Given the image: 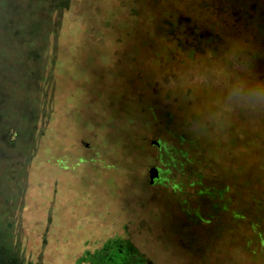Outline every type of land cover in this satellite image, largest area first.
Segmentation results:
<instances>
[{"label":"rangeland","instance_id":"1","mask_svg":"<svg viewBox=\"0 0 264 264\" xmlns=\"http://www.w3.org/2000/svg\"><path fill=\"white\" fill-rule=\"evenodd\" d=\"M67 2L62 39L72 40L75 53L65 54L81 63L62 58L54 72L43 71L54 83V122L75 119L54 129L65 134L60 142H72L73 155L102 160L39 168L41 180L27 190L34 208L20 204V214L42 217L51 210L44 196H55L51 264H75L106 240L134 243L148 257L140 264H264V178L256 177L264 168L251 173L262 150L233 144L237 134L262 138L264 167V116L217 108L222 66L233 71L246 60L264 79V0ZM200 29L209 34L198 38ZM38 92L46 103L49 96ZM0 108L11 109L8 101ZM3 115L0 175L11 162ZM202 138L209 149L196 147ZM151 165L161 169L155 185L148 183ZM11 197L0 194L7 223Z\"/></svg>","mask_w":264,"mask_h":264},{"label":"trees","instance_id":"2","mask_svg":"<svg viewBox=\"0 0 264 264\" xmlns=\"http://www.w3.org/2000/svg\"><path fill=\"white\" fill-rule=\"evenodd\" d=\"M69 7L70 2H67V0H0V107L6 101L9 102L11 107L7 112L4 111L5 109L0 108V127L5 126L3 113L7 116L6 121L9 129V131H6L8 136L7 152H9V156L11 155V162L6 169V174L0 175V181H2L0 194L2 196H12L9 198L11 200L10 223L0 217V263L51 264L54 262L53 257L55 255L52 253V244L54 235L59 232L53 222V215L56 212L55 196L52 199L48 197L49 195L44 196L45 202L51 206V210L42 217L35 216L34 211L26 215L17 212L22 205L23 207L26 206V209L28 207L34 208L35 194L28 193L27 190H30L32 184L35 185V182L38 183L41 180L37 176V170L42 168L53 172L55 168L58 169L60 164L65 165L63 167L65 170V168L71 167L73 162L81 163V161H85L87 165L90 164V167H92L94 163H100L102 160V158H97L95 161L91 160L93 158L87 160L73 155L75 150L72 142L69 140H66L65 143L60 142L61 139H64L65 134H58L57 128L54 129L60 123L68 125L75 121L68 114L54 122L57 117H60L57 114L55 100H53L54 83L47 81L43 74V71L54 72L58 66L64 65L60 61L62 58H70L69 62L76 66L81 63L65 54L66 52L75 53L72 40L62 39L66 34L64 26L67 12L70 10ZM195 33L198 38H204L205 35L209 34L207 30L203 29ZM119 37L116 36V39ZM88 38L87 36L84 37L82 43L84 48L82 49H87ZM210 40L207 41L210 42ZM61 44H64V46H61ZM75 57L78 58L77 55ZM5 80L8 85L5 84ZM5 86H8V90ZM40 89H43L46 95L49 96L46 103L36 100ZM79 89H75V91H79ZM246 138H250V140L244 143L243 141ZM56 139L60 142L59 145L56 144L58 149L55 148L56 145L54 144ZM259 139L262 138L256 136L245 137L240 134H237L233 139L234 148L240 142L241 145L251 146L250 149L246 148L250 152L262 150V154L257 159L258 168L252 169L251 172L254 178L256 171L258 169L263 171L264 168L263 147H261ZM156 141L159 142L160 139L158 138ZM208 141L210 142V140ZM257 141H259V145H257ZM101 143L103 149H106L109 145L102 138ZM203 143L205 144L202 138L196 147H201V151L209 149L210 144H206V147H204ZM156 144L160 145V143ZM234 154L236 155V153ZM227 156L226 159L228 160ZM55 159L56 165L53 163ZM205 159L208 158L205 157ZM43 160H47V162H43ZM25 170L29 174L27 181L24 177ZM263 174L264 171L256 177L264 178ZM53 177L51 175V178ZM22 196L29 197L25 199ZM20 204L22 205L20 206ZM44 225H46V228L43 230ZM115 243L112 240H106L101 248H97L96 252L88 248L89 251H86L85 255L87 261L84 262L89 264L88 260L100 256V249L103 251L108 250L107 248ZM89 244L91 245L92 242H89ZM134 246L136 245L134 244ZM82 261L77 260L78 263L75 264H81ZM143 262L140 261L134 264Z\"/></svg>","mask_w":264,"mask_h":264},{"label":"clouds","instance_id":"3","mask_svg":"<svg viewBox=\"0 0 264 264\" xmlns=\"http://www.w3.org/2000/svg\"><path fill=\"white\" fill-rule=\"evenodd\" d=\"M220 73L222 95L217 108L221 115L243 112L264 116V79L255 77L246 60H237L233 71Z\"/></svg>","mask_w":264,"mask_h":264},{"label":"flooded vegetation","instance_id":"4","mask_svg":"<svg viewBox=\"0 0 264 264\" xmlns=\"http://www.w3.org/2000/svg\"><path fill=\"white\" fill-rule=\"evenodd\" d=\"M98 154V153H97ZM100 158V157H99ZM102 165V164H101ZM115 167V166H114ZM155 168H157L158 171V177H154L153 181L151 176L156 173ZM148 176L149 181L148 183L150 185H155L157 182L161 180V169L156 165H151L148 167ZM108 250L103 251L102 249L100 252V256L94 257L95 259L88 260L89 264H134L138 262H143L146 258V256H142V252L134 246V243H118L116 242L114 245H112L110 248H107ZM97 248L93 250V252H96ZM89 251L88 249H85L83 252ZM84 258H77L78 261L83 260L87 261L85 256ZM146 257V258H145ZM77 260L75 261L76 263Z\"/></svg>","mask_w":264,"mask_h":264},{"label":"water","instance_id":"5","mask_svg":"<svg viewBox=\"0 0 264 264\" xmlns=\"http://www.w3.org/2000/svg\"><path fill=\"white\" fill-rule=\"evenodd\" d=\"M155 142H156V143H159L158 141H155ZM155 170H156V173L153 174V175L151 176L152 181L154 180V179H153L154 177H158V171H157V168H155Z\"/></svg>","mask_w":264,"mask_h":264}]
</instances>
